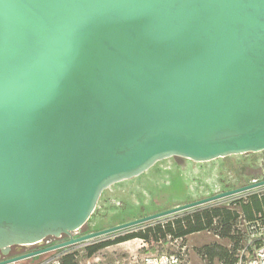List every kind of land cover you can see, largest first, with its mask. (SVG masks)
I'll list each match as a JSON object with an SVG mask.
<instances>
[{
	"label": "water",
	"instance_id": "95a60500",
	"mask_svg": "<svg viewBox=\"0 0 264 264\" xmlns=\"http://www.w3.org/2000/svg\"><path fill=\"white\" fill-rule=\"evenodd\" d=\"M262 150L264 0H0V264L262 187L72 235L157 161Z\"/></svg>",
	"mask_w": 264,
	"mask_h": 264
},
{
	"label": "rangeland",
	"instance_id": "374dc122",
	"mask_svg": "<svg viewBox=\"0 0 264 264\" xmlns=\"http://www.w3.org/2000/svg\"><path fill=\"white\" fill-rule=\"evenodd\" d=\"M263 159L264 150L229 155L206 162H195L177 157L157 161L140 175L114 183L103 190L93 212L84 226L80 228L78 235L239 187L253 180L264 179V169L261 167ZM250 194H264V186L228 196L200 207L228 206L232 202L246 199ZM191 209L102 235L89 240L88 243L112 239L118 235L143 229L146 226L164 223L173 220L177 215H183L187 211H191ZM213 241H220V239L206 231L188 236L185 242L188 247L189 264H202L193 248ZM83 245L82 243L75 244L68 246L66 249L79 250L81 253ZM138 245L139 241L136 239L106 246L96 253L95 256L100 257V261L93 264H117V261L119 264H135L129 257L130 254L140 255L142 253ZM35 246L37 245L28 247ZM56 252L25 259L21 263L36 264ZM85 261L86 259L81 260V263L86 264Z\"/></svg>",
	"mask_w": 264,
	"mask_h": 264
},
{
	"label": "trees",
	"instance_id": "16d2710c",
	"mask_svg": "<svg viewBox=\"0 0 264 264\" xmlns=\"http://www.w3.org/2000/svg\"><path fill=\"white\" fill-rule=\"evenodd\" d=\"M259 216L264 218V194H250L246 199L232 202L228 206L198 207L164 223L146 226L112 239L84 244L81 247V253L79 250H67L68 246L58 249L57 252H63L58 257V261L59 264H82L81 260L91 257L102 248L133 238L150 242L165 237L167 233L183 237L192 232L209 231L220 241L205 243L193 248L200 262L202 264H235L236 254L245 242L238 228V222L240 219L249 221ZM250 250L251 248H247L246 254Z\"/></svg>",
	"mask_w": 264,
	"mask_h": 264
},
{
	"label": "built area",
	"instance_id": "2783aa9c",
	"mask_svg": "<svg viewBox=\"0 0 264 264\" xmlns=\"http://www.w3.org/2000/svg\"><path fill=\"white\" fill-rule=\"evenodd\" d=\"M238 228L241 230V236L245 242L243 243L244 246L239 249L236 254L237 261L235 264H264V218L259 216L249 221L240 219L238 222ZM79 231L80 229H76L72 232V235L77 236ZM137 240L139 241L138 248L142 250V253L140 255L130 254L129 257L135 264H189L188 247L186 245L185 238L182 236H173L171 234H167L164 238H159L157 241L152 240L149 244L147 241H144L140 238ZM128 241L130 240H127V242ZM53 243L55 242L48 240L42 245L31 244L38 246L22 252L39 249ZM247 248H251L248 254H246ZM61 253L63 252H56L49 258L44 259L36 264H59L58 257ZM95 255L96 253L87 258L85 263L93 264L99 262L100 257ZM12 264L22 263L19 261ZM117 264H119L118 261Z\"/></svg>",
	"mask_w": 264,
	"mask_h": 264
},
{
	"label": "flooded vegetation",
	"instance_id": "af4514ba",
	"mask_svg": "<svg viewBox=\"0 0 264 264\" xmlns=\"http://www.w3.org/2000/svg\"><path fill=\"white\" fill-rule=\"evenodd\" d=\"M65 239H66L65 236H62L59 239H56V238H53V237H47L39 245L44 244L48 240H52V242H58V241H62V240H65ZM32 248H35V247H28L27 245H12L8 249V256L15 255V254L21 253L22 251L29 250V249H32ZM5 257H7V256H4L1 253V251H0V259H5Z\"/></svg>",
	"mask_w": 264,
	"mask_h": 264
},
{
	"label": "crops",
	"instance_id": "0c3cea01",
	"mask_svg": "<svg viewBox=\"0 0 264 264\" xmlns=\"http://www.w3.org/2000/svg\"><path fill=\"white\" fill-rule=\"evenodd\" d=\"M191 210H193V209H191ZM190 211V210H189ZM189 211H187V212H189ZM244 213H242V215H243ZM177 216H181V215H177ZM198 232H201V231H198ZM207 233H210L209 231H206ZM195 233H197V232H192V233H188V234H185V235H183V237L187 240V238H188V236H191V235H193V234H195ZM167 234H170V233H167ZM166 234V235H167ZM172 235V234H171ZM164 238V237H163ZM134 239H138V238H133V239H129L130 241L131 240H134ZM124 242H126V241H123V242H119L118 244H121V243H124Z\"/></svg>",
	"mask_w": 264,
	"mask_h": 264
}]
</instances>
